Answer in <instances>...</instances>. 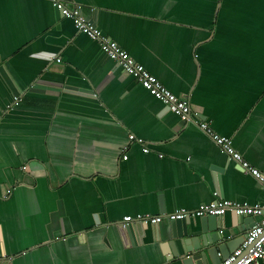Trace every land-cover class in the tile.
Returning a JSON list of instances; mask_svg holds the SVG:
<instances>
[{
	"label": "crops",
	"instance_id": "1",
	"mask_svg": "<svg viewBox=\"0 0 264 264\" xmlns=\"http://www.w3.org/2000/svg\"><path fill=\"white\" fill-rule=\"evenodd\" d=\"M61 2L264 174V0ZM215 200L264 194L50 0H0V264H180L170 221L124 218Z\"/></svg>",
	"mask_w": 264,
	"mask_h": 264
},
{
	"label": "built area",
	"instance_id": "2",
	"mask_svg": "<svg viewBox=\"0 0 264 264\" xmlns=\"http://www.w3.org/2000/svg\"><path fill=\"white\" fill-rule=\"evenodd\" d=\"M50 2L55 10L65 19L73 22L79 33L97 42L104 55L118 64L124 72L132 76L144 90L167 107L170 112L177 115L181 122L197 125V127L207 134L226 154L230 161L236 162L244 173L250 174L259 183L261 191L264 194V174L251 167L248 162L232 148L229 139L214 133L206 123L198 119L196 114H192L190 105L186 100L177 98L143 66L136 63L126 51L106 37L97 28L95 22L87 17L81 6L68 7L62 3L61 0H50ZM57 62H59V59H57ZM20 101L21 99L19 97H14V104L16 106ZM129 138L131 141L142 142L133 135ZM143 152L148 153L149 150L143 148ZM126 159L127 156L124 155L123 160ZM23 170H26V167H23ZM229 211L236 213L240 217L252 216L258 219L254 226L248 231L242 245L230 254L223 264H259V262L264 259V205L215 200L210 204L200 205L195 210L180 209L173 213L159 216L138 214L135 217H125L124 222L129 223L136 221L157 226L165 219L168 221H177L185 218L222 216Z\"/></svg>",
	"mask_w": 264,
	"mask_h": 264
},
{
	"label": "water",
	"instance_id": "3",
	"mask_svg": "<svg viewBox=\"0 0 264 264\" xmlns=\"http://www.w3.org/2000/svg\"><path fill=\"white\" fill-rule=\"evenodd\" d=\"M235 217L240 219L236 213L229 211L222 216L170 221L169 260L180 264H209V261L211 264H223L246 239V228L243 226L246 219L251 222L249 230L256 223V218L252 216L246 217L243 222L234 220ZM120 229L128 234L130 232L126 222Z\"/></svg>",
	"mask_w": 264,
	"mask_h": 264
}]
</instances>
